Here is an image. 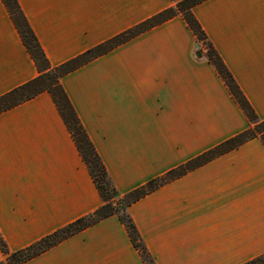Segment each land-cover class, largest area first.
Masks as SVG:
<instances>
[{
  "label": "crops",
  "instance_id": "crops-1",
  "mask_svg": "<svg viewBox=\"0 0 264 264\" xmlns=\"http://www.w3.org/2000/svg\"><path fill=\"white\" fill-rule=\"evenodd\" d=\"M16 1L50 66L175 5L173 0ZM192 13L264 120V0H204ZM206 51L178 14L60 78L120 195L251 126ZM37 74L0 0V95ZM101 204L47 92L0 112V236L8 250ZM127 211L156 264H241L264 253L263 141L255 137L216 156ZM22 264L145 262L111 215Z\"/></svg>",
  "mask_w": 264,
  "mask_h": 264
},
{
  "label": "trees",
  "instance_id": "trees-1",
  "mask_svg": "<svg viewBox=\"0 0 264 264\" xmlns=\"http://www.w3.org/2000/svg\"><path fill=\"white\" fill-rule=\"evenodd\" d=\"M1 1L20 36L22 44L32 59L38 74L25 83L0 95V112L32 98L40 92H47L71 133L79 154L87 166L93 182L102 198V204L92 213L81 216L67 225L55 229L27 246L8 250L0 236V251L4 255L3 259L0 260V264H22L27 259L50 246L60 243L111 215H116L125 226L133 246L138 249L145 264H156L127 211L128 207L163 184L184 175L186 172L210 161L218 155L240 146L252 138L259 137L264 143V120H259L257 118L252 107L247 102L237 83L215 49L212 47L211 43L207 40L203 29L192 13V8L204 0H173L175 2L174 6L158 12L128 30L119 33L108 40L91 47L76 57L56 66H50L48 64L47 59L22 14L17 1ZM178 14L183 16L196 38L207 45L206 55L209 62L214 65L217 72L224 80L232 96L245 112L251 126L243 132L226 139L215 147L190 159L184 164L169 170L164 175L153 178L144 185L120 195L114 187L93 143L89 139L65 91L63 90L60 84V78L125 43L134 36L145 32ZM241 264H264V253L250 258Z\"/></svg>",
  "mask_w": 264,
  "mask_h": 264
},
{
  "label": "water",
  "instance_id": "water-1",
  "mask_svg": "<svg viewBox=\"0 0 264 264\" xmlns=\"http://www.w3.org/2000/svg\"><path fill=\"white\" fill-rule=\"evenodd\" d=\"M197 55H198V56H200V53H199V52H197Z\"/></svg>",
  "mask_w": 264,
  "mask_h": 264
},
{
  "label": "rangeland",
  "instance_id": "rangeland-1",
  "mask_svg": "<svg viewBox=\"0 0 264 264\" xmlns=\"http://www.w3.org/2000/svg\"><path fill=\"white\" fill-rule=\"evenodd\" d=\"M207 47V45H205Z\"/></svg>",
  "mask_w": 264,
  "mask_h": 264
}]
</instances>
